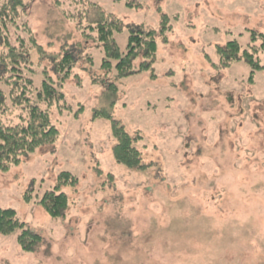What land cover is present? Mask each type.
I'll use <instances>...</instances> for the list:
<instances>
[{"label":"rangeland","instance_id":"374dc122","mask_svg":"<svg viewBox=\"0 0 264 264\" xmlns=\"http://www.w3.org/2000/svg\"><path fill=\"white\" fill-rule=\"evenodd\" d=\"M25 1L51 74L64 45L79 61L52 114L58 140L0 171V209L40 237L26 250L21 229L0 232V264H264V69L251 81L250 63L219 53L255 32L264 64V0ZM104 11L123 24L121 52L131 29L155 31L130 74L101 67L87 26ZM115 125L137 138L141 167L117 160ZM62 172L78 181L61 184L68 206L52 216L39 200Z\"/></svg>","mask_w":264,"mask_h":264},{"label":"trees","instance_id":"16d2710c","mask_svg":"<svg viewBox=\"0 0 264 264\" xmlns=\"http://www.w3.org/2000/svg\"><path fill=\"white\" fill-rule=\"evenodd\" d=\"M27 9L25 0H0V108L3 110L2 115L13 109L20 112L14 120L0 119L2 172L19 165L24 157L37 149L54 144L58 140L60 131L53 122L52 114L58 105L61 106V101H65L64 85L75 75L79 61V57L64 45L61 48L63 52H59L60 54L55 52L53 57L54 71L57 75L55 78L41 61L42 57L46 56V49L36 40L28 22L21 21V14ZM103 14L102 19L96 21V24L87 26L92 33L96 32V42L105 48L106 57L103 58L101 67L110 69L113 65L112 59H116L115 66L120 74H130L134 69L135 60L142 52L143 57H151V53L156 52L157 43L153 37L155 31L131 29L127 49L121 52L114 33L121 32L123 24L118 18L105 14V11ZM84 35L89 39L92 34ZM257 37L258 35L253 32L251 41H257ZM260 37L261 46L264 47V34ZM252 42L243 47L237 41H229L226 48L219 47V53L226 58V63L239 59H245L250 63L251 81L257 69H264L256 50L252 49L257 45H253ZM33 51L39 55V60L33 58ZM88 61L92 63L91 56ZM112 87L114 91L117 89L114 84ZM62 109L63 107L60 108ZM113 134L117 139L114 147L117 160L141 167V152L135 144L137 138L131 137L124 127L117 125ZM69 177L73 183L78 181L76 176L62 172L59 175V183L48 189L39 200L52 216L63 214L68 206V195L65 191L59 190V187L68 182ZM30 195L29 192L26 194L27 200L30 199ZM16 229H21L18 240L24 249L31 250L37 246L39 235L25 226L16 211L12 208L0 209V232L9 233Z\"/></svg>","mask_w":264,"mask_h":264}]
</instances>
